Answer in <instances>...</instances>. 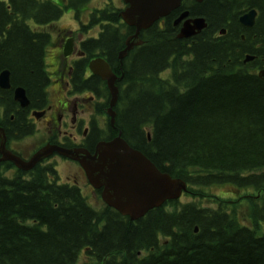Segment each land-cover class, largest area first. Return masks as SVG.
I'll return each instance as SVG.
<instances>
[{"label":"trees","instance_id":"obj_1","mask_svg":"<svg viewBox=\"0 0 264 264\" xmlns=\"http://www.w3.org/2000/svg\"><path fill=\"white\" fill-rule=\"evenodd\" d=\"M57 2L0 0V71L10 73L12 87L25 90L30 107L46 101L49 37L30 32L26 21H54L67 7L79 12L89 0ZM110 6L93 9L88 27L100 24V33L82 43L85 60L103 57L121 77L114 124L107 120L106 132L120 133L161 172L185 181L183 197L191 200L129 221L107 207L90 208L74 187L57 186L51 165L11 177L0 173V264H76L80 253L87 264H264V82L255 74L264 68V0L193 4L189 15L206 22L193 39H176L168 22L164 29L154 23L140 32L142 45L121 61L117 54L133 29ZM248 9L258 12L251 28L238 23ZM245 55L253 60L243 63ZM85 60L75 65L74 90L100 93L104 115L107 89L98 77L83 79ZM0 106L7 138L30 133L28 108L13 102L12 89H0ZM98 139L92 128L88 143ZM226 184L260 198L230 203L209 192Z\"/></svg>","mask_w":264,"mask_h":264},{"label":"water","instance_id":"obj_2","mask_svg":"<svg viewBox=\"0 0 264 264\" xmlns=\"http://www.w3.org/2000/svg\"><path fill=\"white\" fill-rule=\"evenodd\" d=\"M127 7L120 12L122 21L134 29V33L125 41V48L119 52L118 59H122L133 47L140 45L138 33L146 30L151 25L176 8L181 0H122ZM201 0H197L200 2ZM184 13L181 18L185 17ZM254 11L239 17V23L246 28L253 25ZM205 27L201 18L185 21L179 31L178 38H189L199 33ZM223 33V32H221ZM69 51V43L65 44L64 52ZM251 58H246L249 61ZM88 69L93 75L105 81L110 94L108 102V114L110 124L113 125L112 107L116 103L117 89L114 85L116 77L112 74L107 63L100 59L89 63ZM264 80V71L259 73ZM8 73L0 74V88H8ZM14 100L27 104L22 89H15ZM3 145H1V148ZM46 149L40 150L33 160L22 163L8 154L5 159L15 162L21 168L27 170L38 160L46 156ZM64 155L79 161L89 181L94 187L103 185V201L117 209L122 215H128L131 220L137 219L148 209L158 206L163 200L176 198L179 190L184 184L171 179L166 174L159 173L155 167L141 156L138 152L131 150L119 138L110 143L99 144L93 156L79 154L75 151L64 152Z\"/></svg>","mask_w":264,"mask_h":264},{"label":"flooded vegetation","instance_id":"obj_3","mask_svg":"<svg viewBox=\"0 0 264 264\" xmlns=\"http://www.w3.org/2000/svg\"><path fill=\"white\" fill-rule=\"evenodd\" d=\"M193 4L194 3H191V6H193ZM180 14H181V9L179 7L173 10L163 21L168 22L178 32L182 21L178 22L177 24H174V23L179 18ZM193 17L195 16H192V17L188 16L187 18H193ZM30 22L35 23L32 20H30ZM47 23L49 22H46L43 25H38V26L33 25L32 28L30 27L31 29L30 32L48 35L50 39L53 36H55L56 39H61L62 41H64V39L66 40V37L67 38L73 37V32L65 29L64 27H57L53 23H49V24ZM48 28H52L54 30L48 31ZM61 40L56 43L57 48H55V50H51L48 52V57L50 60L49 73H50L51 78H54L55 83H57L58 81H62L63 79L62 77H64L65 74L69 75L70 73V72L65 73L67 69V65H68L67 58L60 57V54L58 53V48H60L61 45L63 44ZM46 80L47 81L49 80L47 76H46ZM66 95L67 94H63L59 99H56V102L54 105L52 106L45 105L43 109H41L42 107L38 109L39 107L28 106V110L24 112V117H25L24 119L26 121V124L27 125L30 124L28 120H30L31 113L34 110H45L44 116L38 119V121L43 122V127L47 126L48 128H50L53 124H56V121H57V124H56L57 126L55 127L57 129L56 134L47 137L45 139V143H48L51 137H52L51 140L53 142H60L63 144L64 139H67L73 142L76 139L77 135H81V140L83 139V141L82 143L80 142L79 145H85L86 149H88V151L92 153L94 149V145L98 141L96 140L92 144L88 143L87 138L90 134L91 129L94 128L98 132L99 136L103 134V131H101L100 128L98 127V123L96 119H94L91 116L94 111V104L97 101L92 96H89L88 98L80 99L79 96L83 95V92L75 96V98H73L72 101H68ZM84 103H86L85 104L86 108L83 107ZM1 108L2 109H0V121H2L3 119V106H1ZM83 113H84V118L81 117ZM12 120H13V116L9 117V121H12ZM32 124L33 122H31V127H30L31 135L27 136L31 138L36 136V129H34ZM63 127L69 128L70 131L69 132L62 131ZM25 138L26 137H24L23 134L19 136H10L11 141L7 144L8 146L7 148L11 150L12 152L22 156V154L19 152V148L22 145V140ZM28 156L24 158L27 159ZM0 164H3V163L0 162Z\"/></svg>","mask_w":264,"mask_h":264},{"label":"rangeland","instance_id":"obj_4","mask_svg":"<svg viewBox=\"0 0 264 264\" xmlns=\"http://www.w3.org/2000/svg\"><path fill=\"white\" fill-rule=\"evenodd\" d=\"M108 3H112V5L114 7L122 8V3H121L120 0H90L89 7L92 8V9H94V8H101L105 4H108ZM66 13H68V12H66ZM57 24L59 26H65L66 28H69L71 30H74L76 28V24H75L73 18L71 17V18L68 19V16H64L60 22H57ZM161 77H162V74H161ZM29 145H30V141H26V142L22 143V149L28 148ZM55 162L57 164L68 163V164L72 165L73 167H75L74 164H72V163H70L68 161H65L63 159H60V158H55ZM55 168H56V171L58 173V177L62 181V178H61V176L59 174L58 166L56 165ZM71 171L72 170H69L67 172V174H69ZM60 180H59V183H61ZM80 186L82 187L81 190L83 191V193H84L87 201L92 206H94L95 208H99L100 204L97 201H95V199H93L91 197V194H89L88 189L83 187L82 182H80ZM211 190H212V193H215V194H218V195H221V196H225V197L230 196L232 193L235 192L234 191V187H232L231 185H226V186H222V187H219V188H213Z\"/></svg>","mask_w":264,"mask_h":264},{"label":"bare ground","instance_id":"obj_5","mask_svg":"<svg viewBox=\"0 0 264 264\" xmlns=\"http://www.w3.org/2000/svg\"><path fill=\"white\" fill-rule=\"evenodd\" d=\"M221 31L222 32H224L225 30H223V29H221ZM150 140V135H148V137H147V141H149ZM142 154V153H141ZM188 193V189H185V190H183V189H181V190H179V195L181 196V197H183V195H185V194H187ZM184 199H186L185 197H183ZM194 231H198L197 229H195ZM164 245H166V242L164 243Z\"/></svg>","mask_w":264,"mask_h":264}]
</instances>
